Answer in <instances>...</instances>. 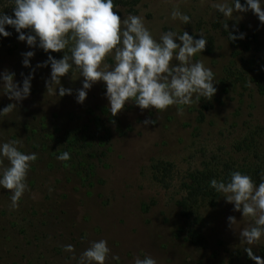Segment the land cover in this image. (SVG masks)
Listing matches in <instances>:
<instances>
[{"label":"rangeland","instance_id":"obj_1","mask_svg":"<svg viewBox=\"0 0 264 264\" xmlns=\"http://www.w3.org/2000/svg\"><path fill=\"white\" fill-rule=\"evenodd\" d=\"M215 2L140 0L135 12L120 9L121 20L129 14L143 17L157 40L171 30L195 39L203 33L208 41L194 60H203L215 73L216 95L159 114L129 103L113 117L103 82L78 103L79 72L76 80L71 74L61 79L73 95L47 93L51 67H37L45 61L36 48L13 32L0 36V73H15L22 86L24 76L35 70L29 98L0 117V143L18 140L20 151L38 156L27 177L30 190L17 208L11 207L10 190L0 188V264H77L81 253L101 239L120 257L109 264H135L145 255L157 264H256L247 247L264 259V240L241 243L239 232L254 221L243 219L221 194L213 204L200 201L193 211L203 244L188 239L179 206L193 173L209 168L219 178L228 169L260 167L258 185L264 172V90L242 76V61L232 56L223 34L225 18L212 7ZM174 9L189 15L191 23L172 20ZM237 16L242 19L228 21L229 28L264 39V24L254 13ZM28 51L35 52L31 68L23 65ZM4 94L0 88V109L17 103ZM146 120L155 123L145 125ZM64 151L69 161L57 159ZM159 162L167 164L164 173L156 172ZM230 216L237 220L233 227ZM68 244L74 253L64 250Z\"/></svg>","mask_w":264,"mask_h":264},{"label":"clouds","instance_id":"obj_2","mask_svg":"<svg viewBox=\"0 0 264 264\" xmlns=\"http://www.w3.org/2000/svg\"><path fill=\"white\" fill-rule=\"evenodd\" d=\"M14 17L0 14V36L9 37L6 26L15 29L18 39L30 48L39 47L48 54V60L37 67L51 66L50 80L46 81L47 93L59 97L73 95L70 88L61 85V79L75 73L83 77L82 88L77 90L76 101L83 104L94 84L103 82L111 115H119L129 103L141 110L155 109L158 114L171 106H191L201 98L211 100L217 92L215 73L206 67L203 60H194L203 53L208 44L204 34L199 39L176 31L163 33L159 40L154 38L143 17L131 15L121 20L120 10L114 0H14ZM224 18L223 29L231 41L244 39L229 31V22L242 19L238 13H254L264 24V0H216L212 5ZM172 20L190 24L191 17L179 9L171 13ZM24 30H28L25 34ZM235 31H239L238 28ZM179 41V43L177 42ZM67 49V51H66ZM56 59L51 53H61ZM70 53V55H69ZM23 65L31 68L35 52L23 54ZM109 59L114 63H109ZM35 70L24 76L22 86L15 79V73L5 70L0 73V88L4 89L12 103L0 109V117L11 113L17 104L29 98ZM23 75V74H22ZM59 86L58 88L56 86ZM145 125L155 121L146 120ZM19 141L0 143V188L10 190L11 207L29 191L27 177L32 163L37 161L36 153L19 150ZM7 166H4V160ZM69 161L71 155L64 151L57 157ZM210 186L230 204L234 211L244 218H252L254 223L239 232L241 243L259 245L264 240V172L257 185L251 176L234 171L227 182L212 179ZM230 227L237 224L234 216L228 217ZM68 253H74L73 245L64 246ZM250 259L256 264H264V259L256 256L251 247L245 248ZM76 259L75 256L72 257ZM120 257L111 254L106 240L93 241L85 249L77 264H109ZM135 264H157L145 255L137 257Z\"/></svg>","mask_w":264,"mask_h":264},{"label":"trees","instance_id":"obj_3","mask_svg":"<svg viewBox=\"0 0 264 264\" xmlns=\"http://www.w3.org/2000/svg\"><path fill=\"white\" fill-rule=\"evenodd\" d=\"M139 2L140 0H114V5L118 6L119 10L125 9L129 12H135V8ZM241 3L243 4L244 0H241ZM14 6V0H0V14L6 13L7 15L14 17ZM6 31L19 35L15 29L10 26H6ZM24 31L25 34H27L28 30ZM229 31H232L233 34L237 36L240 34V32L235 31L234 28H229ZM223 34L227 37L230 46L233 49L232 56L237 59L240 58L242 61L241 67L246 72H243L245 75L242 76L250 77L260 90H264V39L258 34L253 33L245 35L244 39L231 41L228 38V33L225 32L224 29ZM36 50L46 62L48 60V54L39 47H36ZM51 55L56 59H61L63 57V52L51 53ZM246 56L248 57L245 59ZM48 67H51L50 64ZM203 117L204 113H202V118ZM166 165L167 164L163 162L157 163V165H155V168L157 169L156 172L158 174L164 173L163 168H166ZM234 171H240L243 174L251 176L254 182L257 178H259L261 172L260 167L249 168V171L244 170L243 168H233L231 170L228 169L224 171L221 175H219V178H216V173L211 171L209 168H206L203 171L193 173L189 176L188 182L185 184L186 195L179 202V206L182 209V217L185 220L187 237L192 243L203 244L205 242L203 235L197 227L199 217L194 216V209L200 201H208L210 204H213L215 200L214 198L219 196V194L210 186V181L212 179H217L218 181L223 179L227 182L230 178V174ZM157 179L160 183L165 182L163 179H159L158 177Z\"/></svg>","mask_w":264,"mask_h":264}]
</instances>
